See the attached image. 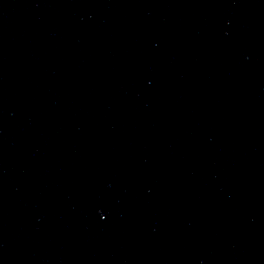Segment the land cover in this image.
Instances as JSON below:
<instances>
[{
	"label": "water",
	"instance_id": "95a60500",
	"mask_svg": "<svg viewBox=\"0 0 264 264\" xmlns=\"http://www.w3.org/2000/svg\"><path fill=\"white\" fill-rule=\"evenodd\" d=\"M0 264H264L225 0H0Z\"/></svg>",
	"mask_w": 264,
	"mask_h": 264
}]
</instances>
